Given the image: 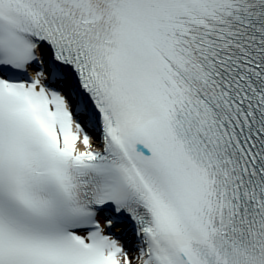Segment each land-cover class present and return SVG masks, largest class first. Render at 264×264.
<instances>
[{
  "label": "snow or ice",
  "instance_id": "obj_1",
  "mask_svg": "<svg viewBox=\"0 0 264 264\" xmlns=\"http://www.w3.org/2000/svg\"><path fill=\"white\" fill-rule=\"evenodd\" d=\"M0 264H264V0H0Z\"/></svg>",
  "mask_w": 264,
  "mask_h": 264
}]
</instances>
